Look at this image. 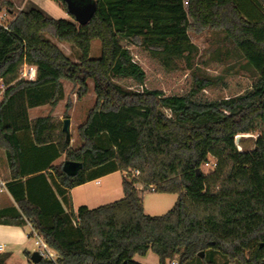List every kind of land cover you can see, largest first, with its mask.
Returning a JSON list of instances; mask_svg holds the SVG:
<instances>
[{"label": "trees", "instance_id": "trees-1", "mask_svg": "<svg viewBox=\"0 0 264 264\" xmlns=\"http://www.w3.org/2000/svg\"><path fill=\"white\" fill-rule=\"evenodd\" d=\"M67 11L65 0H52ZM96 4L85 26L53 19L42 10L21 11L0 25V150L7 157L11 182L6 187L17 210L0 212V222L24 226L29 221L57 255L40 264H140L149 252L159 264H264V0H72ZM72 17V16H71ZM73 18V17H72ZM74 19V18H73ZM221 33L254 73L252 90L234 98L203 102L197 98L213 85L196 80L185 96L125 88L130 80L144 87L146 74L130 47L188 64L198 55L190 33ZM69 44L78 55L72 62L46 36ZM101 57L90 58L92 43ZM24 66L36 68L34 81L19 79ZM64 82L77 100L91 91L96 102L78 127L81 146L71 148L63 123L51 114L31 120L29 110L55 109L64 100ZM70 103L66 104V108ZM69 117L67 114L64 116ZM29 134L35 148L54 149L44 166L64 189L97 178L125 174L123 199L76 214L47 217L33 204L22 178L26 154L19 134ZM252 138L251 149L242 135ZM80 163L74 177L53 159ZM215 161L209 174L203 166ZM50 167V168H48ZM139 172L138 175H135ZM177 194L163 216L145 213L142 193ZM204 257H201V254ZM31 257V254H27ZM9 255L0 253V264Z\"/></svg>", "mask_w": 264, "mask_h": 264}, {"label": "rangeland", "instance_id": "rangeland-1", "mask_svg": "<svg viewBox=\"0 0 264 264\" xmlns=\"http://www.w3.org/2000/svg\"><path fill=\"white\" fill-rule=\"evenodd\" d=\"M187 4V0H186ZM31 8L42 10L46 15L53 19L75 20L65 11L61 5L52 0H0V15L7 14V24L10 23L15 16L21 11H26ZM191 41L198 48V55L188 64L186 60L174 59L170 65H166L161 57L153 55L141 48L130 47V51L134 60L143 68L146 74L144 87H138L130 80L119 81L125 88H132L135 91L157 90L162 91L167 96H185L196 89V80L208 79L213 82V85L201 91L197 98L203 102H213L221 99L234 98L244 95L252 90L254 83V73L251 69L245 66L235 50L222 43L223 35L221 33L203 32L201 34L190 33ZM74 63H79L77 53L72 50L71 46L66 43H60L52 36H46ZM101 57V44L99 41L92 43V51L90 58L98 59ZM34 72L33 68L24 66L19 72V79L30 80V74ZM27 74L23 77V74ZM35 78L34 76L32 79ZM2 82H0L1 84ZM66 83L65 97L61 105L62 119L67 114L72 120L71 139L72 146L81 145L78 137V127L82 125L89 112L93 109L96 102V95L93 92V83L90 84V93L81 101L77 100L73 85ZM70 103V107L66 108V104ZM50 108V107H49ZM258 137L254 135H242L245 140V145L251 149L253 141ZM254 138V139H252ZM216 164L213 159H210L209 165L203 166V171L209 174L213 171ZM1 175V173H0ZM125 175V174H124ZM2 176V175H1ZM2 178V177H1ZM123 174H114L102 180V187L99 189L94 184H91L84 189L75 192L76 197L85 198L91 196L89 200L90 209H95L110 203L123 199L122 190ZM106 189L103 194L99 190ZM100 193V194H99ZM143 205L145 213L149 216H163L172 209L178 199L177 194L156 193L154 191H146L142 193ZM84 205V204H83ZM82 204L74 206V212ZM31 228L29 229V235ZM29 251L31 253L37 251L35 239H30ZM140 256H136L134 261H141ZM150 264H159V259L151 253L149 255ZM218 263L223 264L226 259L218 254L216 256ZM8 264H33L26 255L18 253Z\"/></svg>", "mask_w": 264, "mask_h": 264}, {"label": "crops", "instance_id": "crops-1", "mask_svg": "<svg viewBox=\"0 0 264 264\" xmlns=\"http://www.w3.org/2000/svg\"><path fill=\"white\" fill-rule=\"evenodd\" d=\"M31 68H33L34 72L32 73H34V77L36 78V68L35 67H31ZM35 78L31 79V81H34ZM64 89H66V83H64ZM63 101H61L60 104L55 109H51L49 108V106H42V107L30 109L29 110L30 119L33 120L37 118H43L51 114L53 117L59 118V120L63 121L62 116L60 114L61 105ZM70 122H71L70 123V132H71V128H72L71 119ZM19 137L24 143V146L27 150L23 160V165L26 175L22 178V180L25 182L26 185L27 196L29 200L33 204L38 206L47 217L56 215L61 212L65 214H76L77 212H74V206L77 203L79 205L82 204V206L90 208L88 204L91 196H87L81 199L80 197L75 196V192L79 191L80 189H84L85 187L91 184L96 185L100 189L103 185L102 180L104 181L105 179H107V177L112 176L114 174H120L119 172L112 173L97 178L77 188L71 190L64 189L59 185L55 174L50 169H43V168H47L44 166L49 162V160H51L53 156H55V150L54 149L41 150L40 148H35V146L32 145L31 143V138L29 134L21 133L19 134ZM80 146L73 147L71 144V148L73 149H77ZM53 160L54 161H52L50 167L59 166L63 164L65 158L64 156H61L58 158L56 157V159ZM0 173L2 175V176L0 175V183H4L3 192L0 193V212L14 211L15 213V211L17 210L16 203L6 187L7 183L12 181L10 176L8 161L5 152L1 150H0ZM106 191H107L106 189L99 190V192L103 194ZM24 224H25L24 226H12L0 222V244L5 246L4 253L10 256L8 263L18 253H23L24 255L27 256L29 260L31 259V257L29 258L27 254L32 255V253L29 251V245H30L29 229L32 226V224L29 221H26ZM150 254L151 252H149L144 257L140 256L141 261H136V262L140 264H150L149 262Z\"/></svg>", "mask_w": 264, "mask_h": 264}, {"label": "water", "instance_id": "water-1", "mask_svg": "<svg viewBox=\"0 0 264 264\" xmlns=\"http://www.w3.org/2000/svg\"><path fill=\"white\" fill-rule=\"evenodd\" d=\"M67 4V11L70 16H72L76 23H78L80 26L87 25L93 18L95 11H96V4L90 3L88 5H80L72 0H65ZM63 127L62 130L66 134L67 141H71V135H70V119H64L62 121ZM82 165L80 163L66 161L63 165V172L68 177H74L77 175V173L81 170ZM201 257H204V254H201ZM31 262L33 264H40L42 259V256L39 254V252H33L31 255Z\"/></svg>", "mask_w": 264, "mask_h": 264}, {"label": "built area", "instance_id": "built-area-1", "mask_svg": "<svg viewBox=\"0 0 264 264\" xmlns=\"http://www.w3.org/2000/svg\"><path fill=\"white\" fill-rule=\"evenodd\" d=\"M6 15L7 14L0 15V25H2L5 28H8L9 22L5 24V22H7ZM29 74H30V77H31L30 80H31L32 77L34 76V73H32L33 75L31 73ZM23 75H24L23 77H25L27 74L25 73ZM5 89L6 87L2 82L0 84V102L2 100ZM206 165H209V164H206ZM138 174L139 172L135 173V175H138ZM3 188H4V183H0V193L3 192ZM30 228H31V234L29 235V238L35 239V245L37 247V252H39V254L42 256V259L55 263L58 260V255L52 249L49 248V246L45 243L43 237L32 226ZM4 252H5V246L0 244V253H4ZM169 264H179V262L177 259H174L170 261Z\"/></svg>", "mask_w": 264, "mask_h": 264}]
</instances>
